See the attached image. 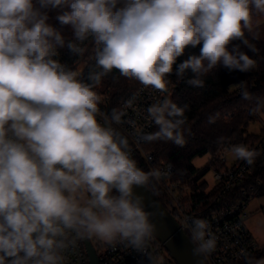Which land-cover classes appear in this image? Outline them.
Listing matches in <instances>:
<instances>
[{
  "label": "clouds",
  "instance_id": "9594fccd",
  "mask_svg": "<svg viewBox=\"0 0 264 264\" xmlns=\"http://www.w3.org/2000/svg\"><path fill=\"white\" fill-rule=\"evenodd\" d=\"M58 8L68 9L56 16L71 27L67 41L49 22L47 10ZM257 15L264 0H0V264H64L69 237L140 249L154 225L137 189L167 173L139 166L113 127L123 112L102 113L95 89L115 69L159 92L146 110L156 131L137 135L182 146L188 106L170 99L168 77L191 72L187 83L203 88L202 77L217 67L255 69L234 42L256 51L248 36L259 35ZM87 43L95 65L85 79L57 49L80 57ZM245 83L236 86L251 99ZM228 151L249 165L258 155L243 144ZM183 228L194 255L215 250L208 221L192 218Z\"/></svg>",
  "mask_w": 264,
  "mask_h": 264
},
{
  "label": "trees",
  "instance_id": "16d2710c",
  "mask_svg": "<svg viewBox=\"0 0 264 264\" xmlns=\"http://www.w3.org/2000/svg\"><path fill=\"white\" fill-rule=\"evenodd\" d=\"M66 8L51 9L49 22L61 32L66 41L72 38V30L69 25L61 24L56 16L66 11ZM264 15H257L254 21L258 24V37L253 39L248 36L256 51H251L243 46L240 41L241 50L253 58L257 67L248 72L239 70H228L224 67H217L203 76L204 87L197 88L190 86L187 80L192 76L189 72L183 80H178L173 73L168 77L170 83V99L178 106L187 105L185 116L187 117L186 127L190 130L185 135V143L176 145L172 142L155 141L144 144V150L153 153L154 165L160 167L171 163L174 167L170 175V181L179 182L182 186L188 187L189 191L183 198L184 203L194 210L204 208H215L214 200L220 192V187L214 185L209 188L208 183L202 180L208 169L221 170L225 165L220 164L217 156L221 149L235 142H244L253 149L259 140L262 127L259 133L250 132L248 126L264 114ZM188 52H198L197 49H189ZM179 58L180 61L187 58ZM95 65V45L87 43L86 51L77 61L73 70L87 78L88 72ZM246 82L245 86L251 94V99H243L238 85ZM139 84L135 80H129L119 74L117 70L103 78L101 85L95 89L101 96V105L105 109H118L119 104ZM259 100V106L257 101ZM108 103V106L104 104ZM254 109H256L254 111ZM214 118L210 123L209 118ZM156 131V126L150 131ZM224 140L221 142L220 138ZM258 153L254 163L250 165L246 179L234 186L226 200L240 198L243 189L252 188L255 196H264V145L255 149ZM210 154V163L202 169L193 164V160ZM147 171L150 168L143 166ZM148 188L164 203V192L162 184L152 180ZM220 204H223L220 201ZM264 259V246L245 258L238 264H256Z\"/></svg>",
  "mask_w": 264,
  "mask_h": 264
},
{
  "label": "built area",
  "instance_id": "2783aa9c",
  "mask_svg": "<svg viewBox=\"0 0 264 264\" xmlns=\"http://www.w3.org/2000/svg\"><path fill=\"white\" fill-rule=\"evenodd\" d=\"M57 51L59 53L57 58L72 68L81 57L73 56L66 46L58 48ZM167 87V94L170 96L171 89L169 85ZM160 98L162 97L159 92L145 88L139 83L119 104L117 110L123 112L124 115L121 118L122 122L114 124L113 127L129 139L133 157L138 161L140 167L144 168L143 166L146 165L150 169L158 168L167 173L166 176L158 180L165 189L163 205L189 236L190 233L183 228L186 220L201 218L208 221L211 231L216 237L215 250L204 255L208 264H238L260 247L245 224L249 215L247 205L255 193L252 188H245L242 190L240 198L224 201L232 188L246 179L250 168V165L242 160H236L228 165L225 154L229 152L228 149L233 144H243L248 148L249 145L244 142L231 143L224 146L216 157L220 164L225 165L221 170L214 169V185H218L221 189L214 200L216 207L202 210L190 208L188 203L183 202L184 196L188 194V187L182 186L179 182L170 181V175L174 170L173 165L166 163L156 167L153 153L144 150L145 143L137 135L141 132H150L154 128L155 125L147 119L146 110L149 105ZM104 104L108 106L107 102ZM99 107L105 115H110L112 112V109H105L101 104ZM262 145H264V121H262L261 136L253 150ZM220 201L223 204H220ZM94 248L101 264H177L154 234L145 240L140 249L131 246L126 241L111 245L100 242L94 245ZM63 255L65 257L64 264H90L83 240H76L73 243L72 237H69Z\"/></svg>",
  "mask_w": 264,
  "mask_h": 264
},
{
  "label": "water",
  "instance_id": "95a60500",
  "mask_svg": "<svg viewBox=\"0 0 264 264\" xmlns=\"http://www.w3.org/2000/svg\"><path fill=\"white\" fill-rule=\"evenodd\" d=\"M142 194L147 210L151 213L154 225L153 234L165 246L177 264H208L204 255H194V245L190 236L181 228L175 217L166 209L159 198L147 187L137 189ZM90 264H101L94 245L90 240H83Z\"/></svg>",
  "mask_w": 264,
  "mask_h": 264
},
{
  "label": "crops",
  "instance_id": "0c3cea01",
  "mask_svg": "<svg viewBox=\"0 0 264 264\" xmlns=\"http://www.w3.org/2000/svg\"><path fill=\"white\" fill-rule=\"evenodd\" d=\"M256 197L258 198L256 199ZM254 198L247 205L249 215L246 226L257 244L264 246V196H255Z\"/></svg>",
  "mask_w": 264,
  "mask_h": 264
},
{
  "label": "rangeland",
  "instance_id": "374dc122",
  "mask_svg": "<svg viewBox=\"0 0 264 264\" xmlns=\"http://www.w3.org/2000/svg\"><path fill=\"white\" fill-rule=\"evenodd\" d=\"M50 10H51V9H48V10H47L48 14H49ZM263 23H264V20H263ZM262 121H264V114H262V115L260 116V118L257 119L256 121L251 122V123L249 124V126H248V130H249L250 132L259 133V132H260V129H261V127H262ZM225 157H226V159H227V164H228V165H231L234 161H236V159H234V158L232 157V155H231L230 152L226 153V154H225ZM211 159H212L211 155H210V154H207V155H205V156H203V157L195 158V159L193 160V164H194L197 168L202 169V168H205V167L210 163ZM202 180H205V181L208 183L209 188L212 187V186L215 184V180H214V169H213V168L208 169L207 172L205 173V175L203 176ZM254 197H255V196H254ZM254 197H253V198H254ZM253 198H252V199H253ZM257 198H258V197H256V199H257ZM252 199H251V200H252ZM254 199H255V198H254ZM251 200H250V201H251ZM250 201H249V202H250ZM247 219H248V218H246V220H245V224H246V222H247ZM91 241H92V243H93L94 245H97V243H100V242H101V241H98V240H95V239H91Z\"/></svg>",
  "mask_w": 264,
  "mask_h": 264
}]
</instances>
